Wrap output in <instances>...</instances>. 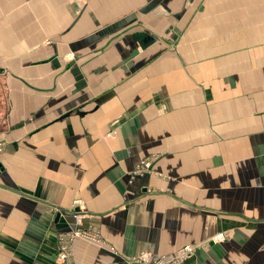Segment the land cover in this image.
Returning <instances> with one entry per match:
<instances>
[{
  "label": "crops",
  "instance_id": "obj_1",
  "mask_svg": "<svg viewBox=\"0 0 264 264\" xmlns=\"http://www.w3.org/2000/svg\"><path fill=\"white\" fill-rule=\"evenodd\" d=\"M0 71V264H264V0H0Z\"/></svg>",
  "mask_w": 264,
  "mask_h": 264
},
{
  "label": "built area",
  "instance_id": "obj_2",
  "mask_svg": "<svg viewBox=\"0 0 264 264\" xmlns=\"http://www.w3.org/2000/svg\"><path fill=\"white\" fill-rule=\"evenodd\" d=\"M4 143H0V151L4 148ZM150 165V162L147 160H142L140 168H146L147 166ZM74 219L76 225L80 224V220L82 216L78 213H74ZM86 230L80 229L78 226L77 228L75 227L71 231L67 232H61L58 234L57 237V242H58V262L59 264H74L72 263V258H71V245L74 239L77 237H83L88 240H93L96 241L98 238L94 239V236H90L85 233ZM215 241H220V240H225V235L222 233L217 234L214 237ZM194 253V247L190 245H185L180 248H178L172 256H159V257H154L151 253L147 251H143L136 255L133 258V264H172L177 261H182L186 258H189L192 254Z\"/></svg>",
  "mask_w": 264,
  "mask_h": 264
},
{
  "label": "rangeland",
  "instance_id": "obj_3",
  "mask_svg": "<svg viewBox=\"0 0 264 264\" xmlns=\"http://www.w3.org/2000/svg\"><path fill=\"white\" fill-rule=\"evenodd\" d=\"M5 79V76L3 74L2 71H0V124H2V118H4V116L6 115V113H8L9 111V104H8V91L7 89L3 86V81ZM3 144V142H0ZM5 146V144L3 145ZM4 149V148H3ZM2 149V150H3ZM156 156H148L147 158H145L144 160H147L148 162H152V160L155 158ZM145 169L147 170V167L146 168H142L141 171L145 172ZM80 224L76 225V228L77 226L80 228V229H84L86 230V234L90 235V236H94V239L98 238L96 241L94 242H99L100 240V237H99V234L98 232H96L95 230H89V229H85L83 226H82V218L79 222ZM73 230V229H72ZM71 231V230H69ZM77 238H82V239H85V240H88L86 238H83V237H77ZM226 238V236H225ZM75 240V239H74ZM73 240V241H74ZM88 241H93V240H88ZM218 241V240H217ZM224 241V240H223ZM218 242H222V240L218 241ZM58 254V253H57ZM194 254V253H193ZM71 258H73V255H72V245H71ZM73 263V261H72ZM173 264V263H172Z\"/></svg>",
  "mask_w": 264,
  "mask_h": 264
},
{
  "label": "water",
  "instance_id": "obj_4",
  "mask_svg": "<svg viewBox=\"0 0 264 264\" xmlns=\"http://www.w3.org/2000/svg\"><path fill=\"white\" fill-rule=\"evenodd\" d=\"M142 46V45H141ZM143 47V46H142ZM57 216H58V214H57Z\"/></svg>",
  "mask_w": 264,
  "mask_h": 264
},
{
  "label": "bare ground",
  "instance_id": "obj_5",
  "mask_svg": "<svg viewBox=\"0 0 264 264\" xmlns=\"http://www.w3.org/2000/svg\"><path fill=\"white\" fill-rule=\"evenodd\" d=\"M75 220V219H74Z\"/></svg>",
  "mask_w": 264,
  "mask_h": 264
}]
</instances>
